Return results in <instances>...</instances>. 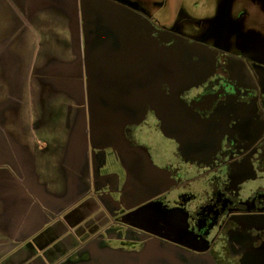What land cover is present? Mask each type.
Segmentation results:
<instances>
[{
	"label": "rangeland",
	"instance_id": "374dc122",
	"mask_svg": "<svg viewBox=\"0 0 264 264\" xmlns=\"http://www.w3.org/2000/svg\"><path fill=\"white\" fill-rule=\"evenodd\" d=\"M79 1L86 2L85 9L81 7L83 53L85 56L88 50L98 58L86 65L84 93L87 98L95 97L93 88L99 89L98 103L111 113L126 118L136 115L137 110L128 101L130 88L145 85L159 72L158 66L149 62L123 73L99 66L108 54L122 49L121 36L128 35L130 28L167 31L192 39L186 49L195 48L200 57L206 50L218 49L237 81L233 93L236 99L227 94L209 118L200 120L191 113L176 112L166 127L167 136L156 131L146 134L143 129L140 143L149 148L156 169H162L168 159L160 152L174 150L173 139L181 141L186 136L180 151L192 165L169 156L181 169L179 187L172 186L167 192L139 158L122 155L107 136L89 142L93 180L96 188L112 200L106 204L114 220L110 230L102 231L94 241V262L264 264V242L251 247L252 237L239 232L236 225L229 229L232 224L225 215L228 208L233 215L235 204L254 192L253 199H248L254 212L243 217V223L256 227L264 223V0ZM52 3L65 18L68 13H62L64 2ZM224 9L230 14L222 22L220 13ZM193 42L198 47H191ZM39 75L34 73L35 81ZM63 76L62 71L52 69L48 78L63 80ZM48 100L49 106L63 102L56 92ZM221 157L225 159L222 162ZM181 190L183 197L174 199ZM165 199H171L170 203ZM225 228L229 231H222ZM151 232L164 239H151L152 248L147 241ZM147 250L148 257H138ZM126 256L128 262L124 261ZM90 259L89 248L79 249L67 264H91Z\"/></svg>",
	"mask_w": 264,
	"mask_h": 264
},
{
	"label": "crops",
	"instance_id": "0c3cea01",
	"mask_svg": "<svg viewBox=\"0 0 264 264\" xmlns=\"http://www.w3.org/2000/svg\"><path fill=\"white\" fill-rule=\"evenodd\" d=\"M60 1L65 18L52 0H0V264H67L114 223L92 175L107 130L85 99L82 6Z\"/></svg>",
	"mask_w": 264,
	"mask_h": 264
},
{
	"label": "flooded vegetation",
	"instance_id": "af4514ba",
	"mask_svg": "<svg viewBox=\"0 0 264 264\" xmlns=\"http://www.w3.org/2000/svg\"><path fill=\"white\" fill-rule=\"evenodd\" d=\"M85 5V1L81 2V6L84 9ZM229 14V9L221 11L220 19L222 22ZM107 24L114 27L111 22H107ZM127 34H122L121 36L123 41L122 49L108 54L107 59L99 61V66L106 65L107 69L112 73L117 71L121 73L125 71L133 72L140 64L145 62L158 66L159 72L148 83L141 87L132 86L130 88L128 101L132 102L137 110L136 115L126 118L102 108L96 97L97 92L100 91L99 89L93 88L96 94L95 97L87 98L85 96V99L92 112L93 130L106 129L105 133L108 140L119 152L126 157L134 156L139 158L144 167L154 173L155 179H158L159 183L161 182L163 188H167V192L173 188L172 186L179 187L178 172L181 169L179 162L176 161L174 163L169 156H176L180 160L182 159L181 161L186 165H192L191 162H186L180 151L182 150L181 142L184 138L186 139V136L181 141L173 139L174 150H162L160 152V155L168 159L162 169H156L150 160L149 148L145 144L140 143V135L143 129L147 130L146 134L156 131L162 136H167L165 133L166 127L174 119L176 112L191 113L200 120L209 118L217 104L221 99L226 98L227 94L231 93L230 98L236 99L233 93L235 92L234 87L237 86V81L233 78L231 68L224 63L221 51L218 49L206 50L207 52L209 51L208 53L202 51L204 52L202 58L197 53V50H194L195 48H191L190 51L186 49V47L189 48L192 39L187 40L167 31L154 33L142 28H130ZM191 47L198 46L196 42H193ZM97 59L96 53L92 56L88 55L87 64ZM87 64H85V67ZM89 91L92 92L90 87ZM235 141H239L237 137H235ZM220 160L222 162L225 159L221 157ZM221 177H219L220 180ZM221 183L222 181L219 182V184ZM214 185H216V182H214ZM183 192L181 190L174 199H181ZM100 195L105 201H109L110 198L107 197L105 192H101ZM253 196L254 192H251L245 201L240 200L239 203H236L233 215L230 213V208H228L225 215L228 223L232 224L228 228L235 229L234 225H236L239 232L246 233L252 237L253 242L250 246L257 247L264 242V223L259 227L247 223V221L243 223V217L247 218L254 212L248 205L249 200L253 199ZM229 197L234 200L237 199L235 196L230 195ZM110 201L112 202L111 199ZM165 201L162 202L165 203ZM170 201L171 199L167 200L168 203ZM229 229L225 228L222 231L228 232ZM149 236L151 238L147 241L150 248L154 246V242L151 239H156L159 242L164 240L157 233L151 232ZM96 251L97 249H92L90 252L91 262L89 261V263L91 264H96L92 257V253ZM149 253L147 250L143 254L138 253L137 255L139 257L141 254V257L145 258L149 256ZM124 258V261L128 262L127 256ZM81 264H85V262ZM100 264H103V262Z\"/></svg>",
	"mask_w": 264,
	"mask_h": 264
},
{
	"label": "water",
	"instance_id": "95a60500",
	"mask_svg": "<svg viewBox=\"0 0 264 264\" xmlns=\"http://www.w3.org/2000/svg\"><path fill=\"white\" fill-rule=\"evenodd\" d=\"M112 115V114H111ZM120 116V115H119Z\"/></svg>",
	"mask_w": 264,
	"mask_h": 264
}]
</instances>
